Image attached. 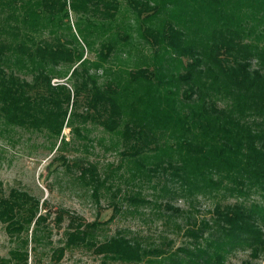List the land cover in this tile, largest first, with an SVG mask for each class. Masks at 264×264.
I'll return each instance as SVG.
<instances>
[{
	"label": "trees",
	"instance_id": "obj_1",
	"mask_svg": "<svg viewBox=\"0 0 264 264\" xmlns=\"http://www.w3.org/2000/svg\"><path fill=\"white\" fill-rule=\"evenodd\" d=\"M192 2L196 18L202 14L218 26L186 31V43L180 31L174 32L175 40L168 43L186 56L175 79L186 88L163 91L146 68L130 71L123 85L99 83L100 76L87 72L91 66L77 71L83 53L73 52L57 33L68 10L109 29L110 21L121 20L118 0H0V134L44 130L66 144L60 135L64 126L77 121L72 130L80 136L81 125L90 122L119 134L127 180L169 196L161 202L159 193L150 198L140 189H124L114 200L121 191L117 186L110 193L114 213L126 203L135 211L147 206L155 215H162L160 208L182 215L185 210L169 200L186 196L188 203L184 234L189 246L174 251L144 247L122 232L100 238L103 222L59 208L53 223L67 222L62 245L52 248L49 258L58 261L73 246L124 264H222L235 250H246L252 260L264 254V0ZM131 3L139 14L155 6L150 0ZM44 31L47 38L40 37ZM96 50L98 60L92 63L108 59L112 46L101 43ZM65 65L69 75L55 76ZM53 77L65 82L52 83ZM159 152L166 155L158 158ZM61 158L65 167L75 164ZM77 167L76 177L97 197L105 177L94 163ZM160 174L165 181H158ZM198 198L214 200L208 218L191 215ZM228 198L233 201H224ZM48 215L28 191L10 187L5 193L0 183V222L14 241L0 264H28L29 251L50 243Z\"/></svg>",
	"mask_w": 264,
	"mask_h": 264
},
{
	"label": "rangeland",
	"instance_id": "obj_2",
	"mask_svg": "<svg viewBox=\"0 0 264 264\" xmlns=\"http://www.w3.org/2000/svg\"><path fill=\"white\" fill-rule=\"evenodd\" d=\"M136 1L141 3L147 0ZM150 3L155 6L152 5L150 11L145 10L139 14L131 0H118L117 18L121 20L110 21L109 29L106 30L100 29L91 17L85 21L68 10V16L60 22L57 33L73 52L83 53L84 61L74 65H77L76 70L91 66L92 68H87V72L100 76L97 78L99 83L109 81L111 84L123 85L127 83L130 71L146 68L151 72L150 80L157 90L186 88V83L175 79L184 70L186 56L179 54L168 41H174V32L180 31L183 35L182 42L186 43V31L190 33L192 29L212 28L218 24L206 21L202 14H196L199 15L196 18L192 14V0H150ZM197 32L195 36H198ZM40 37L47 38L48 35L44 31ZM201 37L202 42L206 41L204 35ZM101 43L111 45V53L108 59L92 63V60H98L96 49H99ZM69 71V66L65 65L54 75L68 76ZM24 76L30 80L29 74ZM58 77L51 78V82H65L64 78ZM71 81L72 77L68 82ZM83 109L81 106L78 110ZM74 125L79 124L75 121L61 130L60 135L66 144L59 142V138L55 140L47 137L44 130L19 129L0 134V183L4 192L10 187L25 189L39 199L41 207L49 211L46 222L51 227L50 243L44 249L41 247L29 251L27 263L124 264L104 259L82 246L66 248L58 261L49 258L51 249L62 245L63 230L67 222L64 218L58 227L53 223L54 211L59 208L76 213L85 221L103 222L100 238L122 232L136 238L144 247L158 246L174 251L176 247L189 246L188 237L184 234L188 208L186 196H172L169 200L173 207L185 210L182 215L165 208H160L159 213L162 215H155L147 206H139L135 211L126 203L121 205L120 212L114 213L110 193L117 186L121 191L114 200H118L124 189H140L143 195L150 198L159 191L152 190L144 182L127 180L128 171L125 167L126 160L120 154L122 145L119 143V134L87 122L81 125L80 136H77L72 130ZM165 155V152L157 153L158 158ZM61 157L67 164H75H69L67 168ZM87 163H94L100 176L105 177L103 186L97 188V197L91 194V186L83 184L76 177L77 164ZM165 177V174H160L158 181H165ZM166 196L160 194L158 200L163 202ZM213 201L198 198V202L194 203V210L190 211L191 215L208 218L207 210L212 207ZM224 201L232 202L233 199ZM13 246L14 241L7 236L4 225L0 222V256H7L8 250ZM176 253L185 256L182 251L177 250ZM136 264H145V261ZM222 264H264V254L252 260L248 259L246 250H235L225 256Z\"/></svg>",
	"mask_w": 264,
	"mask_h": 264
}]
</instances>
